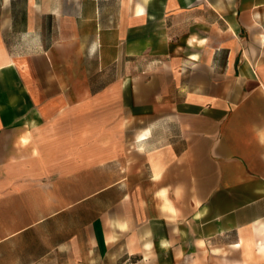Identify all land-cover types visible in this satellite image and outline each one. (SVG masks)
<instances>
[{
    "label": "crops",
    "instance_id": "0c3cea01",
    "mask_svg": "<svg viewBox=\"0 0 264 264\" xmlns=\"http://www.w3.org/2000/svg\"><path fill=\"white\" fill-rule=\"evenodd\" d=\"M50 263L264 264V0H0V264Z\"/></svg>",
    "mask_w": 264,
    "mask_h": 264
},
{
    "label": "rangeland",
    "instance_id": "374dc122",
    "mask_svg": "<svg viewBox=\"0 0 264 264\" xmlns=\"http://www.w3.org/2000/svg\"><path fill=\"white\" fill-rule=\"evenodd\" d=\"M47 229H46V235H51V229H49V230H47ZM50 264H52V263H50Z\"/></svg>",
    "mask_w": 264,
    "mask_h": 264
}]
</instances>
